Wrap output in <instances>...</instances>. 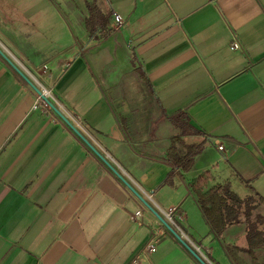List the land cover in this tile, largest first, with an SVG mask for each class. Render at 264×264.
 I'll list each match as a JSON object with an SVG mask.
<instances>
[{
  "label": "crops",
  "instance_id": "obj_1",
  "mask_svg": "<svg viewBox=\"0 0 264 264\" xmlns=\"http://www.w3.org/2000/svg\"><path fill=\"white\" fill-rule=\"evenodd\" d=\"M0 47L208 264H234L249 224L244 209L211 234L189 187L202 173L264 230V0H0ZM37 100L0 55V264H134L156 236L140 264H200ZM180 114L203 145L189 172L167 159Z\"/></svg>",
  "mask_w": 264,
  "mask_h": 264
},
{
  "label": "trees",
  "instance_id": "obj_2",
  "mask_svg": "<svg viewBox=\"0 0 264 264\" xmlns=\"http://www.w3.org/2000/svg\"><path fill=\"white\" fill-rule=\"evenodd\" d=\"M90 12L87 26L90 29L100 28L107 22V17L101 14L99 8L91 2H86ZM171 121L179 129L173 137L167 150L169 164L175 169L189 172L194 168L195 159L202 150L201 143H187L186 136L198 132L190 125L186 114L171 117ZM212 181L210 171L202 173L189 185L199 208L208 223L211 234L222 237L225 231L236 224L242 223L241 214L245 209L248 247L241 249L235 245H227L226 249L234 264H264V230L250 224V200H243L228 185L216 184L209 187ZM259 221H262L259 219Z\"/></svg>",
  "mask_w": 264,
  "mask_h": 264
},
{
  "label": "water",
  "instance_id": "obj_3",
  "mask_svg": "<svg viewBox=\"0 0 264 264\" xmlns=\"http://www.w3.org/2000/svg\"><path fill=\"white\" fill-rule=\"evenodd\" d=\"M1 57L17 72V74L50 106V108L93 150V152L123 181V183L142 201V203L161 221V223L180 241V243L197 259L200 264H208L183 238L171 227V225L154 209V207L144 199L138 191L108 162V160L79 132L70 120L50 101L44 93L33 83L31 79L9 58L1 49Z\"/></svg>",
  "mask_w": 264,
  "mask_h": 264
},
{
  "label": "built area",
  "instance_id": "obj_4",
  "mask_svg": "<svg viewBox=\"0 0 264 264\" xmlns=\"http://www.w3.org/2000/svg\"><path fill=\"white\" fill-rule=\"evenodd\" d=\"M114 20L116 22L117 25H121L123 23V19L120 17V15H115L114 16ZM231 49L236 51V50H241V46L237 41H234L231 44ZM42 91V90H41ZM44 93V95L50 100L51 98V94L48 91H42ZM37 106H40L41 108L48 110L51 109L50 106L38 95V100H37ZM219 150L223 151L224 147L223 146H219ZM176 208L171 209L170 211L167 212V216L169 217L170 220H172V215L176 213ZM143 216V212L142 211H138L135 215V219H138L140 217ZM158 241V236L152 238L148 244L146 245V247L143 249L140 257L136 258L134 260V264H140L141 258L145 257L148 258L150 254H152L153 252L156 251V243Z\"/></svg>",
  "mask_w": 264,
  "mask_h": 264
}]
</instances>
